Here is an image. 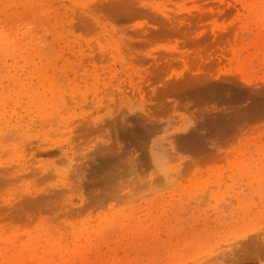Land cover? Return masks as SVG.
I'll list each match as a JSON object with an SVG mask.
<instances>
[{
	"label": "rangeland",
	"instance_id": "obj_1",
	"mask_svg": "<svg viewBox=\"0 0 264 264\" xmlns=\"http://www.w3.org/2000/svg\"><path fill=\"white\" fill-rule=\"evenodd\" d=\"M10 244L11 264H264V0H0Z\"/></svg>",
	"mask_w": 264,
	"mask_h": 264
},
{
	"label": "bare ground",
	"instance_id": "obj_2",
	"mask_svg": "<svg viewBox=\"0 0 264 264\" xmlns=\"http://www.w3.org/2000/svg\"><path fill=\"white\" fill-rule=\"evenodd\" d=\"M262 26V24H260ZM261 31V30H260ZM166 177H168V175H165ZM26 246H29L26 244ZM30 246H32L30 248ZM28 248V252L32 254H34V244L30 245ZM11 248H13V245L10 244L8 246H5L2 251H0V259L1 261H3L4 264H11V261L15 258L18 257L20 253H18V251L15 250V252L10 253L9 251L11 250ZM3 254V255H2Z\"/></svg>",
	"mask_w": 264,
	"mask_h": 264
}]
</instances>
